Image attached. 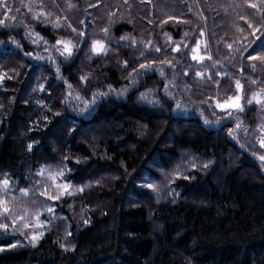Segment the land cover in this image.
<instances>
[{
	"label": "trees",
	"instance_id": "trees-1",
	"mask_svg": "<svg viewBox=\"0 0 264 264\" xmlns=\"http://www.w3.org/2000/svg\"><path fill=\"white\" fill-rule=\"evenodd\" d=\"M262 42L264 0H0V181L43 233L0 264H264Z\"/></svg>",
	"mask_w": 264,
	"mask_h": 264
},
{
	"label": "rangeland",
	"instance_id": "rangeland-1",
	"mask_svg": "<svg viewBox=\"0 0 264 264\" xmlns=\"http://www.w3.org/2000/svg\"><path fill=\"white\" fill-rule=\"evenodd\" d=\"M44 170V167L40 168L39 173L44 175L43 177H45V182L47 181L50 186L47 187L54 189V187L63 186L62 192H64V188L67 186V184L61 179V175L54 174L53 172L44 173ZM5 179L9 181V185L5 191L3 184L0 183V221H5L8 225V228L11 226L12 222H14V224H16L15 226L22 230V233L13 230H11V232L22 235V240L30 242L32 241L31 236L33 234L37 235L39 233L42 223V219L39 215L27 216L25 211L27 203L26 201L31 194V190L29 188L18 186L17 183H15V181L9 177ZM67 188L69 189V186H67ZM4 207H7L8 209L6 214L3 211ZM49 211L53 212V208L51 207ZM4 231L10 230L4 229Z\"/></svg>",
	"mask_w": 264,
	"mask_h": 264
},
{
	"label": "snow or ice",
	"instance_id": "snow-or-ice-1",
	"mask_svg": "<svg viewBox=\"0 0 264 264\" xmlns=\"http://www.w3.org/2000/svg\"><path fill=\"white\" fill-rule=\"evenodd\" d=\"M262 43H264V42H262ZM93 49L97 53H100V52H102L104 50V46H103V44L96 43V44L93 45ZM65 51H68L69 55H71V50H70V48H69V46L67 44H65ZM157 51H159V49H157ZM194 58H196V57H194ZM252 58H255V50L252 53ZM142 67H143V65H142ZM237 86L239 87V84ZM249 103H251V101H249ZM220 107H224V106L223 105H220ZM228 107L240 108L239 98H236V100L234 102L230 103L228 105ZM261 147H264V143L261 144ZM261 159H264V156H262ZM0 183L3 184L4 190L6 191L7 188H8V185H9V181L7 179H4ZM67 190H68L67 189V186H65L64 191H67ZM69 194H71V193L69 192ZM49 198H53V197H49ZM3 211L6 214L8 212L7 207H4ZM37 226H39V225H37ZM0 227H3L5 230H7L8 225L7 224H4V225H0ZM40 235H43V233H40L39 235L33 234L31 236L32 241L33 242L37 241L39 239V236Z\"/></svg>",
	"mask_w": 264,
	"mask_h": 264
}]
</instances>
